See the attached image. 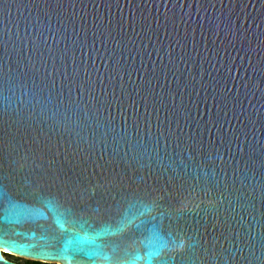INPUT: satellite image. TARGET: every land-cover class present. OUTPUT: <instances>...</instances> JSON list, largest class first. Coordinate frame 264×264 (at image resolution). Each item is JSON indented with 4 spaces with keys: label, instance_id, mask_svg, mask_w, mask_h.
<instances>
[{
    "label": "water",
    "instance_id": "obj_1",
    "mask_svg": "<svg viewBox=\"0 0 264 264\" xmlns=\"http://www.w3.org/2000/svg\"><path fill=\"white\" fill-rule=\"evenodd\" d=\"M3 173L25 189L47 177L46 193L87 175L163 197L124 205L135 236L121 243L68 232L56 199L9 184L0 239L21 256L264 264V0H0ZM177 199L191 211L169 221ZM157 223L182 234L165 245ZM8 247L0 264H18Z\"/></svg>",
    "mask_w": 264,
    "mask_h": 264
},
{
    "label": "snow or ice",
    "instance_id": "obj_2",
    "mask_svg": "<svg viewBox=\"0 0 264 264\" xmlns=\"http://www.w3.org/2000/svg\"><path fill=\"white\" fill-rule=\"evenodd\" d=\"M48 179L41 177L34 179L25 189L20 184L19 180L12 173H3L0 175V181L4 182V190L0 191V204L7 203L8 185L14 184L20 191H28L37 193L41 196H48L56 199L63 209L64 228L66 225L68 232L75 230L90 231L96 237L115 236L118 237L121 243H124L135 234L131 231H126L132 221L128 219L123 211V207L128 203H137L142 205L147 211L158 209L163 197L143 198L140 192L124 182L123 178L115 180H106L103 183L95 180L87 175L80 176H57L55 183L58 188L55 192H45L41 180ZM191 211L187 209L183 200L177 199L169 207L167 218L171 221L173 218L183 217ZM156 217H149V221ZM139 227V226H137ZM153 231L167 245L168 239H174L177 234H182V228L177 225L175 232L169 230L165 233L160 223L153 225ZM0 243L6 244L11 248H20V245L14 241L0 239ZM107 243L101 240L100 247H107ZM119 250V248L117 249ZM87 256L94 253H85ZM113 264H121L120 258L117 257Z\"/></svg>",
    "mask_w": 264,
    "mask_h": 264
},
{
    "label": "rangeland",
    "instance_id": "obj_3",
    "mask_svg": "<svg viewBox=\"0 0 264 264\" xmlns=\"http://www.w3.org/2000/svg\"><path fill=\"white\" fill-rule=\"evenodd\" d=\"M7 258L9 259H12V260H17L19 262H30L32 264H34V259H31V258H28V257H24V256H21V255H16V254H13V253H10V252H7L4 254ZM40 262H46V261H42V260H38ZM51 263H57V262H51Z\"/></svg>",
    "mask_w": 264,
    "mask_h": 264
},
{
    "label": "trees",
    "instance_id": "obj_4",
    "mask_svg": "<svg viewBox=\"0 0 264 264\" xmlns=\"http://www.w3.org/2000/svg\"><path fill=\"white\" fill-rule=\"evenodd\" d=\"M34 264H59V263L40 262V261L36 260V261H34Z\"/></svg>",
    "mask_w": 264,
    "mask_h": 264
},
{
    "label": "flooded vegetation",
    "instance_id": "obj_5",
    "mask_svg": "<svg viewBox=\"0 0 264 264\" xmlns=\"http://www.w3.org/2000/svg\"><path fill=\"white\" fill-rule=\"evenodd\" d=\"M8 259H9V258H8ZM10 260H12V259H10ZM12 261L17 262L18 264H32V263H30V262H28V263L26 262V263H25V262H19V261H17V260H12Z\"/></svg>",
    "mask_w": 264,
    "mask_h": 264
},
{
    "label": "bare ground",
    "instance_id": "obj_6",
    "mask_svg": "<svg viewBox=\"0 0 264 264\" xmlns=\"http://www.w3.org/2000/svg\"><path fill=\"white\" fill-rule=\"evenodd\" d=\"M7 252L13 253V252H11L10 250L6 251L5 249H3V254H5V253H7ZM13 254H16V253H13ZM16 255H19V254H16Z\"/></svg>",
    "mask_w": 264,
    "mask_h": 264
}]
</instances>
